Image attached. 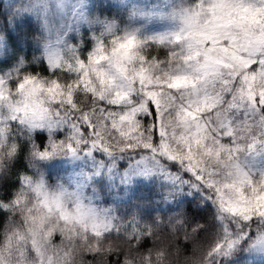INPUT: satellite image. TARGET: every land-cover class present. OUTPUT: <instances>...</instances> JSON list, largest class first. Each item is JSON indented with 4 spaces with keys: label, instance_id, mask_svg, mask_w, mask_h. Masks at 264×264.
Wrapping results in <instances>:
<instances>
[{
    "label": "clouds",
    "instance_id": "1",
    "mask_svg": "<svg viewBox=\"0 0 264 264\" xmlns=\"http://www.w3.org/2000/svg\"><path fill=\"white\" fill-rule=\"evenodd\" d=\"M99 2L0 5V264H264V4ZM121 159L168 207L101 261Z\"/></svg>",
    "mask_w": 264,
    "mask_h": 264
},
{
    "label": "trees",
    "instance_id": "2",
    "mask_svg": "<svg viewBox=\"0 0 264 264\" xmlns=\"http://www.w3.org/2000/svg\"><path fill=\"white\" fill-rule=\"evenodd\" d=\"M111 0H100L95 6L107 10ZM4 4V0H0V5ZM140 170L137 162L126 163L123 159L112 162L106 167H101L97 176L94 178L102 182L106 192L109 193V199L120 204L136 203L141 201V209L133 212L135 219L129 220L126 224L121 225L119 230L112 229L114 235L111 241L99 236V247L94 243L89 251L100 253V260L109 255L110 250H115L120 247L122 242L128 238H135L137 230L141 227L140 221L143 220L144 205L150 203L156 212H160L168 207V203L162 199L161 187L164 184L163 180H153L146 182L137 176ZM149 216L151 213H147ZM110 229L104 233H108ZM121 233H126V236L121 237ZM121 237V239H116ZM100 264V262H98ZM106 264V261H103Z\"/></svg>",
    "mask_w": 264,
    "mask_h": 264
},
{
    "label": "snow or ice",
    "instance_id": "3",
    "mask_svg": "<svg viewBox=\"0 0 264 264\" xmlns=\"http://www.w3.org/2000/svg\"><path fill=\"white\" fill-rule=\"evenodd\" d=\"M259 2L261 4H264V0H259ZM252 11H259L258 9H252ZM262 67H264V62H261ZM138 166L143 167L144 171H148L149 170V165L146 163V161L141 160L140 162H138ZM160 175L162 176V178H164L166 180V182L171 183L173 185H178L182 183L183 178L181 176L177 175H172L170 172H167L163 169L160 170Z\"/></svg>",
    "mask_w": 264,
    "mask_h": 264
},
{
    "label": "rangeland",
    "instance_id": "4",
    "mask_svg": "<svg viewBox=\"0 0 264 264\" xmlns=\"http://www.w3.org/2000/svg\"><path fill=\"white\" fill-rule=\"evenodd\" d=\"M107 230H108V228H106V229H103V232H105V231H107ZM96 236H97V237H99V236H100V234H99V233H97V234H96Z\"/></svg>",
    "mask_w": 264,
    "mask_h": 264
}]
</instances>
